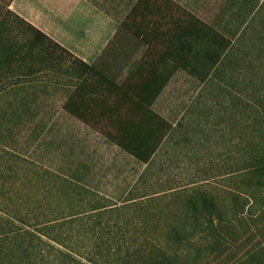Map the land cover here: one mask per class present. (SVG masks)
Masks as SVG:
<instances>
[{
	"label": "crops",
	"instance_id": "obj_1",
	"mask_svg": "<svg viewBox=\"0 0 264 264\" xmlns=\"http://www.w3.org/2000/svg\"><path fill=\"white\" fill-rule=\"evenodd\" d=\"M230 2L236 0H9L8 20L17 21L27 35L6 25V18L0 20V120L15 126L49 112L54 118L64 114L74 124L73 136L82 133L89 144L94 142L92 136H99L109 148H116L103 137L150 133L157 130L159 117L171 125L165 150L184 143V116L192 113L193 121L199 122L202 113L191 108L197 95L188 97L184 92L169 96L170 116L160 110L167 86L184 81L186 69L182 64L175 68L171 54L175 43L200 36L206 27L216 31L224 27L220 34L231 38L238 19L231 20L227 33L228 15L237 16L236 5ZM245 4L243 13L252 15L251 9L261 3L249 8ZM29 26L66 52L49 44L47 49L37 42L32 45ZM183 54L180 49L182 62ZM189 78L201 87L196 78ZM261 119L264 129V113ZM227 133L229 170L219 178L227 177L229 186L223 198L207 194L212 206L198 209V217L206 223L198 219L197 232L204 236L211 232L206 236L211 241L197 256L206 264H264V144L261 154L253 155L252 143L246 148V126V153L238 159L232 150L236 123L232 127L229 123ZM10 134L0 132V143ZM200 134L193 131L196 140ZM76 152L73 146L72 157ZM238 162L244 171H237Z\"/></svg>",
	"mask_w": 264,
	"mask_h": 264
},
{
	"label": "trees",
	"instance_id": "obj_2",
	"mask_svg": "<svg viewBox=\"0 0 264 264\" xmlns=\"http://www.w3.org/2000/svg\"><path fill=\"white\" fill-rule=\"evenodd\" d=\"M263 9L264 0L251 9L252 15L237 11L236 15L240 18L235 30L230 33L231 38L206 27L200 36L175 43L171 54L174 67L184 65V59L192 62L189 63L192 66L185 71L202 84L198 99L206 98L207 94L214 95L219 89L231 99L239 97L242 101L250 98L259 104L264 101V24L259 26L257 23ZM29 29L32 45L37 42L47 49L49 44L62 53L66 52L34 27L29 26ZM255 34L252 47L261 51L259 57L253 60L249 59L248 40ZM40 38L44 42L41 43ZM197 45L203 48H197ZM180 49H184L183 62L179 56ZM229 68H232L231 74L234 72L241 80L237 90L234 83H219ZM249 72L252 75L250 78ZM158 121L163 124L158 122L157 130L150 133L108 137L112 145L118 146L116 154H127L141 166L139 171L134 170L137 173L135 183H127L128 187L117 198L103 195L91 186L90 174H96L87 161L78 163V167L67 174L46 170L47 174L57 175L52 181L41 182V179L33 178L21 183V187L14 183L7 187L4 184L0 190H12L13 193L7 197L5 193L0 194V264H182L169 242L175 240L182 243V229L173 226L164 243L155 241L149 230L139 234L137 228L130 226L137 223V208L168 197L178 204V211L183 214L185 202L192 211L187 217L196 221L198 199L203 208L213 204L206 194H199L196 189L184 201V183L164 178L165 167L159 166L158 161L168 146L170 126L159 117ZM2 146L5 154L11 153L9 147ZM9 172L14 173L13 170ZM106 173L102 174L106 177ZM7 179L10 177L7 176ZM196 184L189 183L192 186ZM18 190H27V194H19ZM206 218L211 220V217Z\"/></svg>",
	"mask_w": 264,
	"mask_h": 264
},
{
	"label": "rangeland",
	"instance_id": "obj_3",
	"mask_svg": "<svg viewBox=\"0 0 264 264\" xmlns=\"http://www.w3.org/2000/svg\"><path fill=\"white\" fill-rule=\"evenodd\" d=\"M8 2L9 0H0V20L4 21L2 19L6 18V25L21 30V33L27 35L25 31L23 32L17 21L13 19L8 20L10 17L6 13ZM223 2L225 3V1ZM246 2L249 8L251 3L253 6L259 5L263 0H236L235 3H230L231 5H236L234 10L243 12L242 7L244 9L246 8ZM243 14L245 15V13ZM239 18V16L231 17V15H228L230 23L227 25V33L232 28L231 20L235 21V19ZM257 23L259 26L264 24V9ZM223 30L224 27H221V29L219 28L217 31H214L220 34ZM28 35L29 40H31L32 34ZM255 39L256 34L248 40L250 46L249 59L253 60L259 57L261 51L252 47V42ZM199 47L197 45V48ZM262 53H264V50H262ZM65 59V56L61 55L62 63L65 62ZM189 63L192 62L184 59V70H188L192 66ZM262 64L264 71V56L262 58ZM232 66L235 68V64ZM232 68L227 69L226 77L222 76V79H219V83L221 85H225L223 82H227L228 84L234 83L235 89L237 90L240 87L241 80L236 78L234 72L231 74L230 69ZM184 72V81L182 79L177 80L165 89L166 97L164 99L165 101L161 103L160 110L164 113L166 112L169 116L173 104L169 96L173 98L184 92V96L195 97L202 87V85L201 87L197 85V87L195 82L189 78L190 76L187 75L186 71ZM250 74L251 72H249V78L252 77ZM230 77L234 78V80ZM262 87L264 94V73ZM205 97L201 99L196 98L195 104L191 107H194L195 112L199 111L202 113H199V116L202 117L199 122L197 120L193 121L190 116L192 113L184 116V120L182 121L184 130L181 134L182 136L184 135V143L180 142L179 144L174 143L171 145L167 151L160 154L158 161L159 166L162 165L165 167V173L163 174L165 179L178 180L184 183V201L186 197L192 195L194 189L199 194H209L211 197L213 194H217L219 196L218 198H223V193L229 186L228 178L223 179L219 177L228 174L229 170L227 133L229 123L231 127L236 123L237 143L232 150H236L238 159H244L246 153V126L249 132L246 148L249 149L248 144L252 143V154L259 156L261 154L262 144H264V129L261 126V114L264 113V101L259 104V102L253 101L250 98H244L242 101H239V97L231 99L230 97L224 96L223 92L219 89H217L216 94H207ZM246 113L247 116H245ZM34 116L36 117V114ZM52 116L54 118L52 112L41 114L40 118L38 116L36 119L18 121L15 126H6L5 121L0 120V132L9 130L12 133L5 138V143H0V188L4 187V184L7 187L10 183L21 187V183L28 182L33 178L41 179V182L52 181L57 175L47 174L45 172L46 170L67 174L66 172H71L78 167V163L83 161L89 162L90 166L94 168L93 171H95L96 175L90 174L91 179H89V182L95 190L103 195L117 198L124 188L128 187L127 183H130V185L135 183L137 173H134V170L138 169L139 171L141 166L133 162L134 160L131 156L123 153L120 155L116 154L118 146L114 145L116 148H109L110 145L104 143L103 140H99V136H92L94 142L90 144L85 143L84 134L81 133L77 136L70 134V126L73 127L74 124L72 123L71 125V121L64 114L54 119H52ZM26 117L33 118V115L29 114ZM76 124L82 127L79 122H76ZM4 125L6 126L5 128L3 127ZM170 128L171 125L168 132ZM76 129L78 132H83L80 128ZM196 130L201 133L197 140L193 135V131ZM103 139H107L110 142L108 137H103ZM75 141L76 144L73 145ZM2 145L15 151L18 156L13 157L11 153L5 154ZM73 146L77 147V152L74 153L76 154V158L71 155ZM92 148H98L99 152L91 153ZM10 170H13L14 173H10ZM100 170H103V172H100ZM237 171H244V167L239 162ZM105 172H107L106 177L102 174ZM7 176L10 179H7ZM205 179H208L209 182L201 183ZM193 182H197V184L194 186L189 185V183ZM16 192L23 195L27 194V190H18ZM3 193L7 197L13 192L12 190L8 192L0 190V194ZM42 193L40 192V194ZM198 207L199 209L203 208L200 201L198 202ZM136 210L139 216L137 223L130 226L137 228L139 234H142V231L147 229L155 241L166 243V234L173 226H176L184 231V241L182 243H178L175 240L169 242L180 256L179 261L182 264H196V262L197 264H206L202 260H199L197 253L209 245L211 240L206 236L211 235V232H208L205 236L197 232L196 224L198 223V219L202 218L201 223H206V219L198 217V213L196 214L197 221L193 218H188L187 215H191L192 211L187 208L185 202L184 214L178 211V204L173 203L170 197L151 203L147 207L137 208Z\"/></svg>",
	"mask_w": 264,
	"mask_h": 264
}]
</instances>
